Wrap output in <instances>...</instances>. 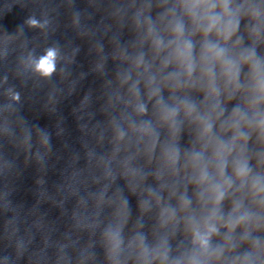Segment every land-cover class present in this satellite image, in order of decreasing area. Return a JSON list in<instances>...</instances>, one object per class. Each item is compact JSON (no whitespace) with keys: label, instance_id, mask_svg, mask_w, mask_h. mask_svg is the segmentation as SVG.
<instances>
[{"label":"clouds","instance_id":"obj_1","mask_svg":"<svg viewBox=\"0 0 264 264\" xmlns=\"http://www.w3.org/2000/svg\"><path fill=\"white\" fill-rule=\"evenodd\" d=\"M185 8L193 20L194 23H198L202 28L204 35L207 36L213 30H216L218 36H222L227 41L235 29L238 27L239 21L235 15L232 14L231 0H186ZM220 9V11H217ZM28 23L32 26L38 25V21L35 19H29ZM179 30H183V25H179ZM190 53L192 48L191 42H188L185 46ZM210 51L214 52L215 58L222 62L226 67L227 73L233 80L239 75L238 66L232 61L226 60L224 57L225 49L220 47L217 43H209L207 45ZM58 57V50L54 47H50L46 50V54L34 60V70L38 72L42 77L48 78L56 71V61ZM193 65H188V72L191 73ZM209 74L212 73V69H208ZM257 88L261 93H264V79L257 82ZM15 99H19V96H15ZM208 129H211V124H208ZM45 138V143H46ZM238 176H243L246 173L245 167H240L236 170ZM224 198V191L217 188L216 202L219 203ZM217 231L215 226H209L207 232L203 235L197 233V237L202 246L208 245V239L210 234Z\"/></svg>","mask_w":264,"mask_h":264}]
</instances>
